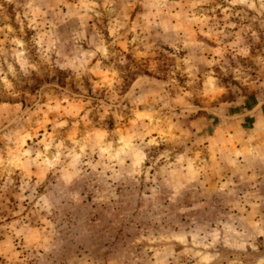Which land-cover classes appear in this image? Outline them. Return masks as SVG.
I'll return each instance as SVG.
<instances>
[{
    "label": "rangeland",
    "instance_id": "obj_1",
    "mask_svg": "<svg viewBox=\"0 0 264 264\" xmlns=\"http://www.w3.org/2000/svg\"><path fill=\"white\" fill-rule=\"evenodd\" d=\"M0 264H264V0H0Z\"/></svg>",
    "mask_w": 264,
    "mask_h": 264
}]
</instances>
